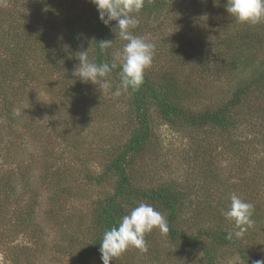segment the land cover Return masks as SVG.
Returning a JSON list of instances; mask_svg holds the SVG:
<instances>
[{
    "label": "trees",
    "instance_id": "1",
    "mask_svg": "<svg viewBox=\"0 0 264 264\" xmlns=\"http://www.w3.org/2000/svg\"><path fill=\"white\" fill-rule=\"evenodd\" d=\"M57 1L0 0V145L3 144V151L8 150L4 141L15 145V140L23 139V135L24 138L30 136L34 121L30 119L37 114L51 123L57 140L64 143L65 152L68 146L75 148L79 134L90 126L89 118L98 112L106 93L99 85L83 83L73 75L80 63L78 52L88 50L89 60L97 65L115 63L117 66L107 78L108 90L114 95L121 85L119 57L126 41L117 38L113 31L117 22L106 26L100 20L97 7L91 3L90 16L83 17L81 13L77 19L67 18L60 24L58 16L62 14ZM227 3L228 0H146L142 11L136 14L139 24L131 29L132 33L151 43L158 39L163 43L159 49H154L152 64L139 90L122 91L118 97L128 105L127 121L119 134L122 136L120 143L117 141L105 148L109 161L103 171L93 177L100 185L114 182V189L97 201L90 241L81 243L71 257L72 264H102L99 249L104 232L117 225L141 202L152 205L166 217L169 231L163 237L166 243L174 245L173 252L177 256L183 254L192 260L200 257V264H223L226 253L237 254L241 264L264 261V152L260 153L264 150V22L257 25L236 22L226 10ZM223 14L229 17L228 26H222L226 38L223 34L208 41L202 33L204 18L214 19ZM172 26L179 27L178 33L167 31ZM167 32L172 38L162 36ZM151 36L157 39L148 40ZM105 41L110 42L103 46ZM165 58L169 66L162 65L161 69L154 66V61L159 64ZM180 67H196L201 76L206 73L212 82L221 79L234 82L233 89L221 92L220 97L215 96L220 88L213 91L210 97L213 100L201 106L203 91L179 77L176 68ZM50 70L64 72L62 86L65 85L66 94L63 102L31 96L22 101L14 100L25 94L29 85L27 77L35 80L39 71L44 74ZM155 112L165 124L198 134L195 160L207 156V161L203 168L192 167L190 189L173 182L157 181L144 187L137 177L138 173L142 174L140 165L145 162L144 168H147L146 161L153 159L150 150L154 148ZM23 116L29 118L27 123ZM19 127L26 131L19 133ZM111 136L107 141H111ZM52 154L45 150L40 156L45 159ZM220 154L227 156L236 169L256 163L252 164L255 166L252 175L243 176V179L248 178V184L242 187L249 190L236 193L242 200L255 205L253 224L241 237L234 234L239 230L234 221L221 214L230 206L231 189L237 188L240 181L235 182L236 175L223 179L224 171L210 159ZM55 158L62 156L55 155ZM15 161L19 165L23 163L18 158ZM42 162L40 176L44 184L49 186L57 181L56 187L60 186L58 171L46 160ZM247 172L244 170V174ZM16 175L13 171L0 173V200L16 193ZM231 178L234 184H230ZM194 187L198 188V193ZM61 190L56 199L62 198L63 187ZM38 206L40 203L36 200L18 214L31 218ZM2 207L0 204V209ZM70 215L66 212L65 221ZM229 233L233 234L232 239L227 238ZM157 234L153 230L145 235L147 249L156 252L164 249ZM125 254L112 264L129 263Z\"/></svg>",
    "mask_w": 264,
    "mask_h": 264
},
{
    "label": "rangeland",
    "instance_id": "2",
    "mask_svg": "<svg viewBox=\"0 0 264 264\" xmlns=\"http://www.w3.org/2000/svg\"><path fill=\"white\" fill-rule=\"evenodd\" d=\"M56 3L60 6L62 14L58 16L60 24L65 23L67 18L68 20L77 19L81 13L83 17L92 14L91 0H58ZM217 16L214 19L210 16L204 18L202 33L208 41H212L218 35L223 36L225 29H222V26H228L226 24L229 21L228 15ZM167 21H171L170 18ZM209 29L214 32H210ZM178 30L179 27L172 26L167 31L178 33ZM168 32L165 35L162 33V36L164 38L167 36L169 39ZM224 36L226 38L225 34ZM153 39H157V36H151L148 40ZM159 40L152 42L156 49H159L163 43ZM173 40L175 44H178L176 38ZM155 64L156 61H154V66L159 69L162 65H170L168 58ZM176 69L182 80L187 81L190 86H194L199 91H203L201 106L213 100L210 98L213 91L220 88L217 95L213 94L220 97L221 92L227 93L233 89L234 82L222 79L212 82L211 77L206 76V73L201 76V71L196 67ZM63 76L64 72L61 71L54 73L50 70L44 74L39 71L35 80L27 77L29 85L24 90L25 94L14 100L22 101L25 97L31 96L39 100L63 102V95L66 94L65 85L62 86ZM105 91L98 112L90 116V126L86 127L85 131L82 130L81 135L79 134V141L75 142V148L68 146L69 150L65 152L64 143L60 139L57 140L51 123L38 114L30 119L34 120L31 122L33 127L29 132L30 136L24 138L23 135V139L15 140V145L13 142L4 141V144L8 145V150L6 148L5 151L2 150L3 144L0 145V173L7 174L13 171L14 175L17 174L16 193L13 192L11 196L5 195L0 200L3 206L0 210L7 209L5 212H0V264H72L71 257L79 249L81 243L90 241L91 232L93 233L92 215L96 210L97 201L104 199L114 189V182L107 181L100 185L93 177L103 171L105 164L109 161L105 148H109L111 144H117V141L120 143L122 136L119 134L123 132V123L127 121L125 116L128 105L119 101V96L112 95L108 88ZM23 117L26 118L27 123L29 118ZM154 119L152 140L154 148L150 150L153 159L148 158L151 160L146 161L147 168H144L145 162L140 165L141 173H145L144 176L138 173L140 183L148 187L155 181L173 182L181 188L190 189V186L192 187L191 177H193L192 167L197 165L198 168H203L207 161V156L203 160L199 158L195 160L197 150L195 141L198 134L190 129L165 124L156 112ZM19 130V133L26 131L22 127H19ZM110 136L111 141H107ZM45 150H50L53 154L43 159L40 155L44 154ZM261 152L264 150H260ZM55 155L62 156V158L57 159ZM33 156L35 159L32 158ZM15 158L24 164L21 163L20 166L19 163H15ZM210 159L224 171L223 179L228 180L236 175L237 180L231 178L233 182L230 184L240 181L237 188L231 189L232 194L249 190L242 187L248 184V178L243 179V176L252 175V168L255 167L252 166L253 162L251 166L243 165L236 169L227 156L212 155ZM43 160H46L49 166H53L52 169L58 171L60 186L56 187L57 181L49 186L44 184L40 176L44 167ZM244 170L248 172L244 174ZM227 172L229 174H226ZM250 183L252 184L253 181ZM61 187L64 189L62 198L56 199L57 193L62 191ZM196 187L194 190L198 193L199 190ZM254 196L256 198V195ZM36 200L39 201L40 206L31 218L27 219L24 214H18ZM66 212L71 214L68 221L64 219ZM154 231L158 233L156 238L164 247L165 252L164 249L156 252L155 249L150 248L147 252H141L136 248H129L124 255V258L129 261L127 264H200L198 261L200 257H194L195 260H192L191 257H185L183 254L175 255L174 245L166 243L163 237L165 234H161L156 229ZM262 234L264 235V231ZM75 241L77 243L74 245ZM238 257L237 254L226 253L223 264H241Z\"/></svg>",
    "mask_w": 264,
    "mask_h": 264
},
{
    "label": "clouds",
    "instance_id": "3",
    "mask_svg": "<svg viewBox=\"0 0 264 264\" xmlns=\"http://www.w3.org/2000/svg\"><path fill=\"white\" fill-rule=\"evenodd\" d=\"M97 7L100 20L106 25L116 21L113 29L116 37L126 41L120 53V78L121 85L114 95L119 96L123 92L137 91L144 83L145 72L153 61L155 45L144 38L136 36L131 29L138 26L139 20L136 14L145 6L146 0H91ZM226 10L238 23L257 25L264 22V0H228ZM110 41H105L106 46ZM87 51L77 53L79 65L74 69L73 75L83 83L99 85L100 89L110 87L107 79L113 63L97 65L89 60ZM230 206L222 210L221 214L228 220L234 221L239 229L234 234L241 237L252 226V216L255 205L242 200L237 194L230 196ZM154 229L161 234H167L169 226L166 217L152 205L139 203L129 214L124 215L117 225L106 230L100 243L102 264H112V261L120 258L129 248H136L141 252H147L145 235ZM228 239L233 238L229 233ZM255 264H264V261H256Z\"/></svg>",
    "mask_w": 264,
    "mask_h": 264
}]
</instances>
